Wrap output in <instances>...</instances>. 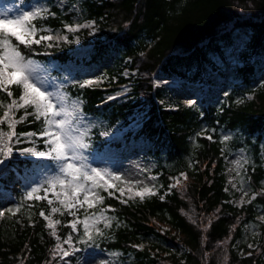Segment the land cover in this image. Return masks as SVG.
Masks as SVG:
<instances>
[{"label":"trees","instance_id":"16d2710c","mask_svg":"<svg viewBox=\"0 0 264 264\" xmlns=\"http://www.w3.org/2000/svg\"><path fill=\"white\" fill-rule=\"evenodd\" d=\"M49 9L53 16L36 21L43 31L71 20V14H63L54 4ZM82 11L101 30L91 62L100 65L109 54L121 62L129 59L137 77L122 102H104L105 91L99 88L78 83L65 88L81 100L84 114L111 124L144 112L135 137L149 142L157 194L122 203L98 189L113 220L93 240L81 237V227L72 233L74 217L68 211L59 214V237L63 240L72 233L78 249L74 256L61 259L53 255L57 240L39 215L49 211L48 202L25 199V185L17 176L30 162L16 159L13 174L0 179V184L10 185L15 206L0 219V264H75L81 251L90 247L118 252L129 258L128 264H264V222L256 219L264 212V85L255 86L264 61V0H84ZM241 36V46L229 51ZM20 48L42 64L70 58L67 51L44 42ZM217 60L223 66L217 67ZM158 72L192 82L206 78L210 84L224 75L230 87L220 100L171 109L162 101L164 87L153 84ZM11 90L18 97L19 89ZM244 94L250 99H241ZM0 101L6 107L10 98L0 92ZM5 107L0 108V117ZM42 127L29 116L16 125V132L38 133ZM223 132L234 136L224 140ZM238 148L248 154L246 176L254 194L239 207L225 190L224 173L225 158ZM162 225L169 230L161 232ZM251 225L259 231L255 245L247 248L241 243L243 251L238 253L236 242ZM145 240L155 241L152 247L161 251L139 250L136 246ZM167 243L181 248V253L165 255Z\"/></svg>","mask_w":264,"mask_h":264},{"label":"rangeland","instance_id":"374dc122","mask_svg":"<svg viewBox=\"0 0 264 264\" xmlns=\"http://www.w3.org/2000/svg\"><path fill=\"white\" fill-rule=\"evenodd\" d=\"M83 1L84 0H0V14L7 13L9 16H16L23 11H32L37 6L46 7L50 13L49 7L52 3L63 14L69 13L72 15L70 21L62 22L61 26L56 28L45 29L44 32L46 35H53V37H67V39H54L47 43L54 48H58L61 52L64 50L68 51L70 53V59L65 63H59L52 59L46 65L37 61L40 69L39 75L46 80L50 91H56L59 94H66L68 96L69 109H71L73 104L78 105L80 111L78 113L76 126L81 132L86 133L85 142L90 143V148L84 150V155L88 157L87 163L91 165V167L107 170L112 173L110 182L114 184L115 187L109 188L105 192L109 196L116 197L121 202L141 200L139 197L129 199L130 194L128 193V188L133 185L127 182H133L134 191L148 186L153 188L155 193H157V180L153 171L154 160L152 154L148 152L149 142L135 137L137 129L140 127V122L143 119V113H134L128 117L126 121L117 120L111 124L106 119H101L100 116L84 114L81 100L68 95L65 88V86L70 83H81L89 86L107 84L108 86L103 88H109L112 91L104 95L106 101L116 99L118 102H121L129 92L130 83L118 86V77L131 80L135 74V71L129 70L123 62L115 59L114 56H110L111 54L106 56L100 65L93 64L90 61L92 51L91 44L96 40L99 28L94 20L84 16L82 11ZM48 16L53 15H45L43 19ZM66 25L73 27L76 25L91 26H83L80 27L79 30L72 32L68 30ZM242 40H244V36L237 39V43L233 45L229 51L240 47ZM228 62L231 63L232 60L228 58ZM216 65L217 67L223 66L220 60L216 61ZM259 67L261 71L259 73L258 84L255 85L256 87L264 85V61ZM153 79L157 86L165 88L162 100L166 105L171 107L179 103L196 106L201 103L206 104L207 102L220 100V98L225 96L230 87V83L224 75L214 79L211 82L213 85L208 81H204L206 78H204L203 81L192 82L179 78L176 75L166 76L162 72L155 74ZM88 81H92V83L87 84L86 82ZM241 96L242 95H240V98L243 100L250 99L248 94ZM204 101H206V103H204ZM18 113H22L23 115L24 110L21 109L16 112V115ZM17 120H19V118H17ZM2 126L4 131H8L6 124L1 125V127ZM233 136L234 135L229 132L222 133V138L224 140H229ZM19 139L21 143L14 144V149L17 146L24 145L25 148L35 147L38 150H44L43 139L39 141L37 136H20ZM20 157L31 161L30 166L23 167L20 176H17L19 180L25 184V196L32 187L46 184V181L53 176L59 175L58 166L53 161L39 160L34 156L27 155H21ZM247 161L248 154L244 148L230 151L225 158L224 173L226 191L230 195V201L238 207L247 204L254 196L246 176ZM14 165L15 163H13L12 166ZM12 166L9 165L5 171L0 172V176L5 178ZM116 176L121 177V179H115ZM5 187L6 184L0 189V212H3V215L0 217L2 218L8 217V214L15 209L13 201L8 195L9 189L5 190ZM120 189L124 190V195H121ZM245 192L247 195L244 194ZM41 193L42 195L44 194L42 191ZM37 194L41 195L40 193ZM48 199L53 200V204L50 206L49 212L45 214L46 216L51 213V207H60L58 201L51 192L48 193ZM241 201H243V203H241ZM62 211L66 210L61 208V212ZM74 211L80 213L79 220L81 221L84 219L85 215L91 216L94 213L97 217H100L101 212H103V217L95 224L91 231L92 240L98 235L95 232V228H99L100 231L103 232L107 228L104 226L105 222L108 221L111 224L113 220L109 213V208L103 207L101 203H97L94 208H88L87 205L83 208L77 206V210ZM78 213H75L76 217ZM58 214L60 213H51V219L58 220ZM257 221L264 222V212L260 211L257 214ZM45 222L47 225L46 220ZM78 226L81 227L83 233L81 237L88 240L87 237L84 236L82 224H78ZM160 230L161 232H165L169 230V227L167 225H162ZM258 235L259 231L256 226H246L243 231L242 240L236 242V250L238 253H242L243 251L241 243H244L247 248H253ZM154 243L156 242L145 240L142 244L137 246V248L141 250L142 248L148 247L150 254H154L160 250L152 247ZM249 245H252V247H249ZM64 248L69 249V245H65ZM90 248H85L89 249L88 251H84L85 249L81 251V256L78 258L76 264H128L129 258L122 257L118 252H105L93 247ZM165 248V255L169 253H176L179 255L181 253V248L173 243H167Z\"/></svg>","mask_w":264,"mask_h":264},{"label":"snow or ice","instance_id":"6c2138e0","mask_svg":"<svg viewBox=\"0 0 264 264\" xmlns=\"http://www.w3.org/2000/svg\"><path fill=\"white\" fill-rule=\"evenodd\" d=\"M49 14L54 15V13H49L44 6H37L32 11H23L16 16H9L7 13L0 14V92L6 93L10 98L3 116L0 117V125L6 124L8 128V131H4L3 127H0V172L8 168L14 152L17 151L21 155L55 162L59 175L46 181L47 186L32 187L27 192L25 199L37 201L47 199L48 205L51 206L53 200L48 199V193L51 192L60 205V207H51V213L59 212L63 215L61 208L67 210L68 214L74 217L70 222L72 233L78 231V224H82L84 236L88 240H92L91 231L103 217V212L100 217L94 213L91 216L85 215L81 221L76 217L74 210H77V206L83 208L87 205L88 208H94L97 203H102L104 197L99 194L98 189L107 191L109 188L115 187L110 182L112 173L91 167L87 163L88 157L84 155V150L90 148V143L85 142L86 133L81 132L76 126L80 111L78 105L73 104L69 109L66 94L50 91L46 80L39 75L38 62L26 57L20 48L23 45L24 48L31 49L33 45H40L42 42L67 39V37H53L51 34H40L43 30L39 28L36 21ZM83 26L90 27L91 25H76L74 27L66 25L72 32ZM86 83L91 84L92 81ZM83 86L81 85V87ZM13 87L19 89L18 97L13 96L11 90ZM2 107L5 105L3 101H0V108ZM21 109L24 110V113L17 120L15 119L16 112ZM29 116L42 122L41 131L18 134L15 131L16 125ZM20 136L43 138L44 150H38L35 147L14 149V144L21 143ZM115 179L120 180L121 177L116 176ZM127 183L133 185L128 188L129 199L139 197L143 200L147 196L156 195L151 187L144 186L134 191L133 182ZM41 191L44 194L38 195L37 193ZM120 191L121 195H124V190L120 189ZM244 194L247 195L246 192ZM123 202L126 203V201ZM51 213L46 216L45 212L41 210L39 215L44 217L47 221L46 226L52 230L51 234L56 237L57 243L53 255L60 253L61 259L67 258L77 250L72 247L73 235L69 233L61 240V237L56 235V227L61 222L52 220ZM2 215L3 212H0V216ZM109 224L110 222L106 221L104 226L108 227ZM95 232L103 235L99 228H95ZM65 244L69 245L72 251L65 249Z\"/></svg>","mask_w":264,"mask_h":264}]
</instances>
